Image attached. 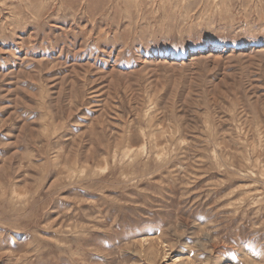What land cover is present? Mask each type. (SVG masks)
Wrapping results in <instances>:
<instances>
[{
	"label": "rangeland",
	"instance_id": "374dc122",
	"mask_svg": "<svg viewBox=\"0 0 264 264\" xmlns=\"http://www.w3.org/2000/svg\"><path fill=\"white\" fill-rule=\"evenodd\" d=\"M0 264H264V0H0Z\"/></svg>",
	"mask_w": 264,
	"mask_h": 264
},
{
	"label": "bare ground",
	"instance_id": "6f19581e",
	"mask_svg": "<svg viewBox=\"0 0 264 264\" xmlns=\"http://www.w3.org/2000/svg\"><path fill=\"white\" fill-rule=\"evenodd\" d=\"M178 14V13H177ZM142 250V249H141Z\"/></svg>",
	"mask_w": 264,
	"mask_h": 264
}]
</instances>
